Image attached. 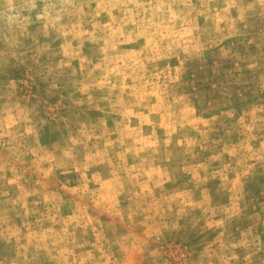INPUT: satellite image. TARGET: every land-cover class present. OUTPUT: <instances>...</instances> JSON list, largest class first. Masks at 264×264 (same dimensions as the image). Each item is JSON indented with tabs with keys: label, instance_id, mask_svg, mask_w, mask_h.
<instances>
[{
	"label": "rangeland",
	"instance_id": "1",
	"mask_svg": "<svg viewBox=\"0 0 264 264\" xmlns=\"http://www.w3.org/2000/svg\"><path fill=\"white\" fill-rule=\"evenodd\" d=\"M0 264H264V0H0Z\"/></svg>",
	"mask_w": 264,
	"mask_h": 264
}]
</instances>
